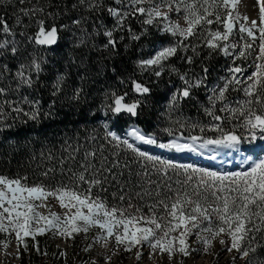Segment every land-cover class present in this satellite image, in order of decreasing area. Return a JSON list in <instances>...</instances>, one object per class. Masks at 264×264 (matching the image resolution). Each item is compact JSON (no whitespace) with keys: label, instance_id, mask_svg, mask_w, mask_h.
Segmentation results:
<instances>
[{"label":"snow or ice","instance_id":"1","mask_svg":"<svg viewBox=\"0 0 264 264\" xmlns=\"http://www.w3.org/2000/svg\"><path fill=\"white\" fill-rule=\"evenodd\" d=\"M12 3V0H0V4ZM25 0H20L23 4ZM122 3V0H117ZM241 0H128L126 11L117 8H109L108 12L116 20V26L112 29H105L104 36L107 42L105 49L111 48L113 54H117V48L124 39L123 36L117 39L115 32L124 29L125 21L129 16L139 14L144 17L140 21L141 25H149L157 28L162 34H168L177 39L169 44L159 47L148 59H140L136 62L137 69L143 73L151 71L156 77H161L165 68L172 72L177 70L168 65L167 62L177 56L178 52L187 53L190 49L195 55H199L197 48L206 47L210 50L209 55L219 51L225 57H231V65L227 71L229 75L223 77V85H215L209 88L207 84L208 67H203L204 75L195 79L189 77L187 73L179 74L183 87L176 89L169 99V110L178 108L184 100L193 97V90L205 88L208 91V107L204 108L206 115L213 121L219 122L209 125L211 131L219 133L215 138L204 139L201 136H191L184 138L178 136L167 143L158 142L151 135H146L138 127H131L126 133V138H121L115 131L109 130V124L104 123L106 135L105 139L115 141L116 145L123 144L144 161L151 162L153 171L157 175H162L167 179L169 170L181 169L185 175L183 181H176L179 188L173 189L171 184L162 185L151 179L147 170V165H141L144 171L135 172V183L133 182V172L127 163L121 164L119 159L109 160L103 155L102 149L99 160H96L97 152L86 151L84 161L80 163V170L67 169L66 179H61L57 183L45 184L43 182L28 184L27 176L9 178L0 175V233L6 235L15 234L17 246H22L28 250L26 238L36 240L38 235H45L51 232L62 239H75V236L84 233L87 235L92 229L98 228L100 233L94 238V243H102L104 247L110 239H114L117 249L124 247L126 252H131L133 248H139L137 259L143 255V248L147 246L151 249V257L157 250L161 254L167 253L171 259L176 253L188 257L192 251L188 243L189 237L195 232L196 239L204 245L205 254L213 246V242L222 236H227L230 240L220 239V244L225 246L227 252L236 251L240 253V258H248L250 253H256L257 248L264 247L257 242V233L264 232V159L253 160L251 156L244 157L247 168L244 171L232 173H219L216 171L197 168L192 165H179L171 160H164L158 156H153L141 151L128 138L139 141L145 145H152L161 149L174 150L175 152H199L201 149L211 151L209 146L215 149H226L229 152H236L243 155L241 145L256 140L264 141V0H256L258 7L259 22L239 12L238 6ZM39 4V0H37ZM79 5L86 6L87 10L99 9L102 4L100 0H78ZM148 4V7L143 5ZM74 4L73 7H77ZM29 18L38 14L43 17H51L53 23L45 26V19L36 20L38 29L34 36L28 37L29 42L39 46L52 47L60 39L59 32L66 29L68 25L55 23L56 14L45 12L44 7L34 6L29 9L19 10ZM175 12L178 20H183L185 26H181L178 21L170 17V13ZM183 13V15H180ZM17 23L20 17L17 16ZM73 24L80 25L81 20L76 19ZM217 24L221 27L212 29L211 25ZM0 34L5 38L0 39V57L6 54L16 56L19 51V44L15 39V33L0 16ZM130 38L139 41L148 32L147 28L139 34L127 27ZM234 32L239 35V41H230ZM98 34V33H97ZM23 35V33H21ZM10 37V39L8 38ZM193 38L199 43H193ZM188 41V43H185ZM259 41V43H257ZM83 43V41H81ZM239 49V51H237ZM253 52L256 53L254 60V71L244 77L245 69L236 64L237 60H246ZM183 59L188 64L194 62L193 56L185 55ZM43 58L32 56L30 61L21 63L15 72L13 79L16 81L15 87L11 83L0 87V98L8 97L9 92L19 93L21 89H33L40 82V77L45 71ZM7 71V65L4 66ZM113 73L117 69H111ZM5 72H0V80H3ZM84 77H81L83 80ZM121 83L125 81L123 78ZM132 91L141 97L151 95V89L144 83L129 77ZM66 75L60 74L51 85L52 97H59L64 89ZM229 87L233 91H243L244 101H237V106L232 107L227 101L226 93ZM84 89L77 87L69 97L70 101L80 102ZM128 93L117 94L115 91L105 93V103L102 106L103 115L110 112L113 116L119 117L122 114L130 117H137L141 114L143 100L127 99ZM110 101V103L108 102ZM57 101L52 100L48 105V110L42 111L41 101L38 98H30L29 95H20L19 99H0V133L11 125L5 123V119L15 113V118L24 117L23 123L32 121L38 123L42 118H52V109ZM217 104L220 105L219 112L226 113L229 130L222 126L225 116L216 113ZM27 106V107H25ZM5 107L10 109V113L5 112ZM94 115V113H93ZM242 118V119H241ZM236 120L237 124H231ZM179 123V121H177ZM184 125L181 124V127ZM197 127L196 124L192 125ZM243 129V131H239ZM200 131L204 132L205 127L201 126ZM169 135H172L169 132ZM190 139L191 143L181 142ZM70 147V146H69ZM67 151V158L75 160V154L79 148H72ZM200 154H203L201 152ZM118 156V153L114 154ZM218 152L210 156L215 159ZM51 153L48 159H52ZM63 165L64 160H60ZM159 165L160 167H156ZM127 178L125 179V171ZM55 169L48 168L41 175L49 180H55ZM62 177L65 170L61 168ZM196 177L194 184L193 178ZM118 185V199L124 202L128 200L127 207L110 205L107 200L99 195V192L108 190L105 185L111 186L110 182ZM155 184V195L160 197V188L166 187L174 194L157 199L155 203L145 204L149 211L144 213L143 208L132 203V196H128V191L132 186L139 188L135 197L143 200L145 196H152V185ZM192 184L191 191L188 185ZM93 189H97L94 194ZM209 196L212 200H209ZM117 197V193H113ZM54 199L63 210L58 214L51 210L47 201ZM48 208L45 215L39 209ZM134 209V210H133ZM162 210V214H158ZM5 241L3 247H8ZM39 253L38 243L34 245ZM91 250V245L84 249ZM43 254H47L46 252ZM66 255V253H61ZM115 254V253H113ZM110 260L111 257H108ZM233 257V262L235 261ZM248 264H264L259 257H253Z\"/></svg>","mask_w":264,"mask_h":264},{"label":"trees","instance_id":"2","mask_svg":"<svg viewBox=\"0 0 264 264\" xmlns=\"http://www.w3.org/2000/svg\"><path fill=\"white\" fill-rule=\"evenodd\" d=\"M100 2L102 6L98 10L93 9L91 11L87 10L86 6L79 5L78 0H39V4H37V0H25L23 4L20 3V0H12V3L0 4V16L16 34L15 39L19 44V51L16 56L9 53L0 57V72H5L3 80H0V87L8 83L15 87L16 81L13 79L15 72L21 63L30 61L32 56L43 58L46 61L43 65L45 71L35 88H23L19 93L10 91L8 97L0 99L15 100L19 99L20 95H29L30 98H38L41 101L42 111L48 110V105L52 100L57 101L56 106L52 109L53 117L42 118L38 123L29 121L25 124L23 123L25 118H15V113H11L5 119V123L11 127L0 133V175L9 178L27 176L28 179L25 182L28 184L57 183L70 175L67 173V169L80 170L79 166L84 161L86 151L95 150L98 161L102 149L103 155L108 157L110 161L119 159L121 164L130 165L134 183L135 172L144 171L145 169L141 165L146 164L153 181L162 185L171 184L173 189H177L180 185L176 181L185 179L181 169L169 170L168 174L171 179L155 174L151 162L144 161L130 149H127L125 145L117 146L115 141H110V138L105 139L106 131L103 125L107 122L109 130L115 131L121 138H125L124 135L127 130L134 125L140 128L144 134L154 136L158 142L164 143L181 135L184 138L191 136H201L204 139L217 137L219 133L209 130L208 126L219 122L213 121L204 112V108L209 106L207 99L209 93L205 88L194 89L192 98L182 101L178 108L172 110H169V99L176 89L183 87L179 74L187 73L189 77L195 79L197 76L204 75L202 68L205 66L209 69L207 75L209 88L218 84L223 85L224 80L222 78L229 75L227 69L231 65L232 58L223 56L219 51L209 55V49L200 47L197 48L199 55H195L189 49L187 53L178 52L176 57L167 62L168 65L177 70L176 72H172L170 68L166 67L161 77H156L151 71L141 73L136 67L138 60L150 58L157 48L172 43L177 38L162 34L154 26H142L140 21L144 17L136 14V16L128 17L124 29L114 33L117 39L121 36L124 39L118 45L117 54H113L111 48H104L107 42V37L103 34L105 29H112L116 26V20L109 14L108 9L117 8L126 11L127 8L124 6L127 5L128 0H122V3H118L117 0H100ZM155 2L160 3V0H155ZM74 4L78 6L74 8ZM34 6L44 7L46 13L56 14L55 23L58 27L68 25L66 29L59 32L60 39L56 45L46 47L29 42L28 37L34 36L38 29L37 19H45L46 27L53 23L51 17H41L38 14L30 19L29 16H25L19 11L22 8L29 9ZM143 6L148 7L149 5ZM18 15L20 23H17ZM173 18H178L176 13H174ZM76 19L81 20L80 25L73 24ZM127 27H131L132 31L137 34L142 32L143 28H147L148 32L139 41H133ZM218 27L217 24L211 25L212 29ZM3 38H5L3 34H0V39ZM8 38L10 39V37ZM192 42L199 43L194 38ZM185 55L193 56L194 62L192 64L186 63L183 59ZM246 63V60L236 61L237 65L245 69L243 76H247L252 71L251 66L250 69L246 68ZM5 64L7 71L3 67ZM113 67L117 69L116 73L111 71ZM60 74L66 75L64 89L59 97H52L51 85ZM82 76L84 77L83 80H81ZM129 77L146 84L151 89V95L141 97L135 94L132 91ZM120 78H123L125 82L121 83ZM77 87L84 89L82 99L80 102L70 101L69 97ZM110 91H115L118 95L127 92L129 101L143 100L141 114L137 117L123 114L115 117L110 112L107 116L103 115L102 106L105 103V93ZM226 96V102H231L232 107L237 106V101L247 99L243 91H233L231 87H229ZM108 102L110 103V101ZM219 108L220 105L217 104L216 113L225 116V122L222 126L227 131L231 125L228 123L227 114L220 113ZM5 112L10 113V109L5 107ZM181 124L184 126L181 127ZM193 124H196L197 127L193 128ZM231 124H237V121L232 120ZM201 126L205 127L204 132L200 131ZM239 131L242 132L243 129ZM169 132L172 135H169ZM258 142L259 140L246 142L241 146L247 150ZM77 147L79 151L75 154V160L68 159L65 149L68 148V151H71L72 148ZM140 150L161 159L164 157L163 153L157 152L155 146L142 147ZM170 152L175 163L183 166L184 163L186 164L185 158L180 153L177 152L179 155L175 156L174 150H170ZM49 153H51L52 159H48ZM116 153L118 156L114 155ZM61 159L64 160L63 165L60 163ZM188 164L203 169L193 160ZM156 167L160 166L157 165ZM48 168L56 170L54 173L55 180H49L41 175ZM61 168L65 170L63 177ZM124 171V178L126 179L127 170ZM195 181L196 177L193 178L192 184ZM110 183V187L105 185L108 190L99 192V195L104 197L110 205L127 207V199L124 202L118 199V185L114 181ZM192 184L188 185L189 191H191ZM151 187L153 195L145 196L143 200L135 197V193L140 191L139 188L132 186L131 191L126 188L127 195L133 197L132 203L142 207L145 214L149 211L148 207L144 206L145 204L155 203L157 199L174 194L169 192L166 187H161L159 190L160 197H157L155 184ZM96 192L97 189H93V193ZM113 193H117L116 198L113 197ZM209 200L211 201L212 197L209 196ZM158 214H162V210H158ZM257 242L264 245V232L257 233ZM220 248L225 249V247ZM121 250L123 251V249ZM198 250L205 253L204 247H200ZM36 255L28 259L25 253L21 254L19 264H39L40 258L38 257H43L44 254L37 252ZM237 256H240V253L237 252ZM253 257H259V260L264 262V247L257 248L256 253H250V256L245 258L247 264ZM123 259L125 260V258ZM43 264L46 263L43 262Z\"/></svg>","mask_w":264,"mask_h":264},{"label":"rangeland","instance_id":"3","mask_svg":"<svg viewBox=\"0 0 264 264\" xmlns=\"http://www.w3.org/2000/svg\"><path fill=\"white\" fill-rule=\"evenodd\" d=\"M238 10L241 14L249 17V22L252 19H256L259 22L256 0H241ZM174 13L175 12L170 13L171 19L178 21L181 26H185L183 20L173 18ZM180 15H183V13ZM230 41H239V35L237 32L233 33L230 37ZM257 43H259V41H257ZM237 51H239V49H237ZM255 56L256 53L253 52L246 59V68L250 69L249 67L251 66V73L254 71L253 62ZM131 127L136 126L132 125ZM126 133L124 135L125 138ZM128 139L130 143H133L134 146L139 149H142V147H153L152 145H145L139 141H134L131 138ZM181 142L191 143V140ZM209 148L212 150L201 149L199 152L194 153H180L182 157L185 158L184 162H186V164L184 163V166L189 165L188 162L193 160L198 166H202L203 169L219 173H232L247 168L248 165L243 162L245 156H251L253 160L264 159V141L260 140L256 145L247 150L243 149L241 146V152L243 155L236 152H229L226 149H215L214 146H209ZM157 152L164 154L162 159L174 162V159L170 156L171 152L169 149L157 148ZM201 152H203V154H200ZM216 152H218L219 155H216L215 159H210V156ZM174 155L178 156L179 154L174 152ZM47 204L51 207L52 211L57 212L58 214L63 213V210L54 199L49 198ZM39 211L45 215L48 214V208H41ZM99 233L100 230L96 228L92 229L87 235L81 233L75 236V239L66 240L48 232L42 236L38 235L35 241L31 238H26L28 244L27 251H25L22 246H17V240L14 233L11 235L0 233V264H19L20 255L23 253H25L28 259L37 256V251L33 246L35 243H38L39 245L40 254H42V252L47 253L46 255L44 254L43 257H38L40 258L39 264H43V262L46 264H247L245 258L241 259L240 256H237V252H227L225 249L220 248L225 247L220 244V239H224L230 244V240L227 236L217 238L213 242V246L208 254L198 250L200 247H204V245L196 239L194 232L193 235L189 237L188 243L190 249H196V251H192L191 255L188 257L176 253L171 259H169L167 253L161 254L159 250L150 257L149 253L151 249L145 246L143 248V255L140 259H137V252L141 251L139 248H134V251L132 252H126L123 246H120L119 249H117L116 244H114V239L109 240L107 247H104L102 243H94V238L97 237ZM5 241L9 242L6 249L3 247ZM89 245H91V250L85 251L84 249L88 248ZM121 249H123V251ZM61 253H66V255H62ZM108 257H111V259L109 260ZM233 257L236 258L234 262ZM123 258H125V260ZM28 263H30L29 260Z\"/></svg>","mask_w":264,"mask_h":264}]
</instances>
